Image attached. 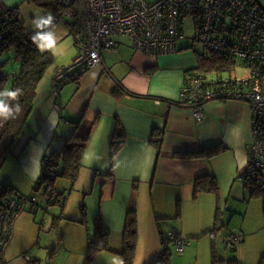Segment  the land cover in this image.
Listing matches in <instances>:
<instances>
[{"label":"crops","instance_id":"1","mask_svg":"<svg viewBox=\"0 0 264 264\" xmlns=\"http://www.w3.org/2000/svg\"><path fill=\"white\" fill-rule=\"evenodd\" d=\"M20 1L5 0V3L10 7L19 8L25 0ZM256 1L264 10V0ZM192 20L194 26L196 22L193 18ZM182 32L184 34V28ZM65 34L66 32L60 39ZM68 36L73 35L68 31ZM185 37L186 39L179 43L175 54L156 58L136 51L127 37H115L112 40L115 49L100 53L102 59L100 64L78 77H67L60 84V91L69 82L76 84L78 90L76 95L79 101L76 103V109L69 105L63 106L59 92L61 109L57 117L59 123L63 122L62 125L70 127L68 137L76 131L78 137L87 141L86 148L89 140L95 139L97 148L106 153L110 152V138L114 128L121 127L124 133L119 149L111 157L108 175L102 181V198L98 200V214L101 215L103 225L111 232L110 249L97 253L93 260L99 256L104 260V264H122L119 253L123 245L121 236L127 215L129 211H135L139 223L143 214L148 212L145 199L147 192L151 196L154 212L163 198L168 204L169 202L173 204L176 199V215L173 220L177 223L171 230L178 231L176 234L186 241L182 254L186 252V248L190 249L194 244L198 252L200 242L190 243L186 240L189 238L197 240L203 236V239H206L208 235L211 245L219 241V244L232 247V251H235L236 247L241 248L239 244L244 243V236L253 233L252 230H264V219L263 222L261 219L258 220V217L255 222L249 219L250 207L254 212L260 211L259 215L263 218L262 201L249 197L240 177L249 161L251 142L249 106L239 101L209 102L203 107V119L197 121L188 106L177 104L180 100L183 74L197 69L196 56L201 52L195 43V36L191 39L186 35ZM74 47L76 55L78 52L76 43ZM46 50L50 51V49L44 51ZM60 68L62 66L47 70L40 80L36 92L37 99L35 98L36 101L38 98L40 100L33 107L25 130L16 142L15 153H18L24 145L22 152H25L34 140L39 124L44 126L50 119L51 123L53 119L56 120L52 111L54 96L51 92L52 79ZM263 82L261 84L264 93ZM90 135L91 139H89ZM66 138L61 139V142ZM58 148L54 149L58 150ZM54 149L50 148L46 151ZM22 152L9 159L13 165L14 163L17 165L16 168L25 179L29 177L33 179L32 172L22 169L26 165L24 160L26 156L22 158ZM201 154L204 156H199ZM241 161H246L243 166ZM198 179H214L217 192H196ZM222 181L230 184V191L226 196H222L221 192L219 194V185ZM121 182L125 184L122 193L114 196L116 187ZM1 183L3 184L4 181ZM7 184L17 188L13 182ZM234 184H238L235 194ZM107 185L113 188L114 194L112 201L108 203L102 201L107 198L104 193ZM171 211L173 212V207ZM217 211L221 213L219 226L215 232L210 233L217 224L215 221ZM34 214L36 218L29 212L17 215L12 228V238L2 253L0 264H40L39 259L43 253L39 254L35 251L39 246L45 248V254L49 253V264H72L73 261H70L69 256L57 261L60 253L58 248L64 252L69 250L64 231H58V227L54 229V222L50 216ZM58 216L57 214L53 217L62 221L63 218ZM152 218L151 229L144 234H141L137 223L136 253L145 246L149 249L155 248L158 253L161 251V235L164 237L162 224L166 227L165 222L170 219L156 215ZM237 218L241 220L238 224H234ZM231 235L237 236V241L230 243L231 245L224 244ZM87 240L88 237L77 250L82 259L85 257ZM204 247L209 248L208 240L207 247L206 242ZM29 248L33 250L29 251ZM175 251L178 255H182L176 249ZM158 253L155 252L147 264H151Z\"/></svg>","mask_w":264,"mask_h":264},{"label":"built area","instance_id":"2","mask_svg":"<svg viewBox=\"0 0 264 264\" xmlns=\"http://www.w3.org/2000/svg\"><path fill=\"white\" fill-rule=\"evenodd\" d=\"M64 10L61 19L71 20L73 5L83 10L86 36L77 34L74 43L78 52L68 67L57 70L52 79L54 108L58 112L59 84L67 77L84 73L102 62L103 51L115 49V37H127L136 51L150 57L175 54L186 37L184 28L187 10H192L196 23L195 43L201 52L216 53L242 64L248 78L214 74L204 80L196 69L183 74L180 100L188 106L193 118L201 121L203 107L213 101L246 103L251 115L249 161L240 177L243 181H264V14L245 0H60ZM197 18V20H196ZM67 22V21H66ZM194 44V43H193ZM36 204V197L18 202L4 199L0 204V259L13 235L15 218L26 204ZM32 213H35L34 207ZM178 231L168 232L167 239L179 254L186 241ZM231 235L224 244L231 245ZM26 259H28L26 257Z\"/></svg>","mask_w":264,"mask_h":264},{"label":"trees","instance_id":"3","mask_svg":"<svg viewBox=\"0 0 264 264\" xmlns=\"http://www.w3.org/2000/svg\"><path fill=\"white\" fill-rule=\"evenodd\" d=\"M59 1L60 0H25V2L37 5L38 7L52 9L55 18L52 24L47 26L48 29L52 28L57 23L58 19L62 20L61 14L64 9L60 7ZM245 1L248 2L251 7H254L257 11L264 14V10L256 0ZM76 5H73L72 8V19H68L65 25L71 35L75 36L80 34L84 37L86 36L85 19L83 18L84 13L83 10ZM192 12V10H187L188 15L185 17V20L188 17H192ZM20 19L21 16L18 6L10 7L5 3V0H0V104H3L9 109L7 113L0 114V170L9 157L20 154L25 148L24 145L18 153L14 152L16 142L33 111L38 84L48 70V67L53 64L54 60L49 50L41 51L37 47V43H34L32 40V37L36 35L30 29H27L24 22ZM196 58V62L198 63L196 71L207 81L214 78L215 75L213 74L220 73L231 75V72L236 66L241 65V67H243L242 64L216 53L198 52ZM82 74L83 73L76 75V77ZM262 77L264 79V73ZM17 89H19L20 92L15 98L3 94L15 92ZM177 104L184 105L181 100H179ZM56 105L60 107V99ZM122 137H124L122 128L115 127L110 138L111 157L116 153V150L119 149L122 143ZM63 141L60 149L51 150L49 152L46 151L43 153L44 155L41 159V176L38 178L33 191H39L41 185H46L43 193L47 198V202L44 204L45 209L43 211L50 210V204L53 208L59 207L61 210L64 208L66 194L55 190V182L60 178L64 179V182L66 181L68 184V190L72 191L78 181L80 171L83 168L82 161L87 141L78 137L76 131H73V133ZM193 155L195 157L197 156L196 154ZM202 155L204 156V154L199 156ZM215 183L214 179H198L195 186L196 192L205 191L216 193L218 188ZM242 183H244L251 199H259L262 201L261 206L264 219V181H262V183H256L251 180L247 182L243 181ZM9 198H14L20 202L30 197H25L17 192L10 184L0 186V204L2 200ZM28 205H30V207H28L29 213L33 214L31 210L34 207L35 213L40 215V210L42 209L40 204L36 203L33 205L27 203L23 211L26 210ZM80 210L81 218L77 220L68 218V220L76 224L85 225L86 214H84V204L80 206ZM215 221L217 224H215L210 233L215 232L219 226L218 222L220 221V216L218 211ZM136 223L135 211H129L121 236L123 245L119 256L122 258V264H133L138 238ZM110 234V230L103 225L101 215L97 214L94 219L93 235L90 236V238L88 237L87 240L83 264L90 263L94 256L102 252V250L109 251ZM167 237V235H164V237L161 235V245L163 249L158 253L155 259H153L154 261L151 264H169L170 253L166 246L171 242ZM212 256V264H220L221 261H218L217 258L214 257V252ZM227 264H239V262L237 263L236 260H231L228 261ZM258 264H264V253Z\"/></svg>","mask_w":264,"mask_h":264},{"label":"rangeland","instance_id":"4","mask_svg":"<svg viewBox=\"0 0 264 264\" xmlns=\"http://www.w3.org/2000/svg\"><path fill=\"white\" fill-rule=\"evenodd\" d=\"M11 1V0H8ZM21 0L20 2H22ZM150 2L153 0H149ZM19 2V3H20ZM19 10L21 12V19L22 22H24V25L27 29H31L32 32L37 35L38 33L41 32H49L51 31L53 34V38L56 40L55 45L50 49L51 56H53V64L48 67V71L52 70L53 67L55 66H62V67H68L72 59L75 55L76 49L74 47V39L73 36H68V31L67 26L65 25V22L68 20H61L57 21L56 25L50 29L47 27L43 29H38L34 26L33 21L40 18V17H45L46 15H51L53 19L55 18L54 12L52 11L51 8H44V7H38L37 5L31 4V3H21L19 5ZM193 25V20L192 18L188 17L185 20V25H184V34L187 36V38L191 39L192 37L195 36V31H194V26ZM66 32V34L63 36L62 39H60L61 35ZM74 54V55H73ZM77 54V53H76ZM76 56V55H75ZM233 76H237V78H248L249 76V70L245 67H241V65L236 66V68L231 72ZM61 84V83H60ZM60 84H59V92H60V97L62 100L63 106L69 105L72 108L76 109L77 104L79 99L76 91L77 85L69 82L67 85L63 87V89L60 91ZM264 84V82H263ZM75 91V92H74ZM53 92V91H52ZM51 92V93H52ZM37 99V98H36ZM55 102V97H53ZM40 98L34 102V105L38 103ZM70 103V104H69ZM52 104V105H53ZM53 114L54 117L56 118L53 119L51 123V119L44 125L41 126V124L38 125L37 134L34 138V140L31 141L25 152L22 154V158L26 161V165L22 167L24 171H28L29 173L32 172V175H34L33 179L26 178L24 175H21V173L18 171V168H16V164L11 162L10 159H8L5 163V165L2 167L0 170V181H4L2 184L0 182V186L6 185L8 182H13V184L17 187L22 195L25 197H31L34 196L37 199V203L40 204L41 210H40V215H48L50 218L53 219L54 222V229L56 230L58 227V231H64L66 234V242L68 245V252H64L63 250L61 251L60 248V253L58 255L57 261H61L64 256L70 257V261L72 264H83V260L81 258V254L77 252L79 246L84 244L86 241L87 237L90 238V236L93 235L94 232V219L96 215L98 214L99 210V199L102 198V190H103V185L102 181L106 179V175H108V171L110 168V163H111V155L110 152H101L97 148V142L95 139H92L91 141V135L90 138L88 139V147L85 149L84 156H83V161L82 165L83 168L80 171V174L78 176V181L75 184L74 189L72 191L68 190V184L66 181L64 182V179H58L55 182V190L57 192H64L66 194V201L64 205V209L61 210L59 207H52L50 204L51 209L48 211H43L45 209V202H47V198L44 195V189L46 188V185H41L39 188V191L34 192L33 188L35 187L36 182L38 181V178L41 176V171H42V163L41 159L42 156L44 155V151L47 149H54L61 147L63 142H61V139H64L68 137V132L70 131V127H65L63 122L59 123L58 119V112L55 110L54 105H53ZM65 110H63V116H65ZM57 121V123H56ZM25 130V129H24ZM59 149V148H58ZM57 150V149H54ZM23 160V161H24ZM16 163L18 164L17 160ZM100 166V167H98ZM98 167V168H97ZM33 169V171H32ZM28 173V174H29ZM27 177V173H25ZM124 182H121L118 184L116 187V192L115 195L113 194V188L107 185V189L104 190L105 198L102 200L103 202H110L112 201L113 195L116 196L120 192L122 193ZM237 185L234 184L233 187V193L237 191ZM239 190V189H238ZM230 191V184H228L225 181L220 182L219 185V194L221 192L222 196H226ZM146 203L148 207V212L146 211L145 214H143V217L139 221V229L141 234L146 233L151 229V224L153 218L152 216L156 215V217H169L170 220L166 221V227L163 226L162 224V230H163V235H167L168 232L171 231L172 228L176 227V220L174 221L173 218L176 215V199L174 200L173 204L169 202V204L166 202V199L163 198L161 200V204H157V210L156 212L153 211V202L151 199L150 194L147 192L146 194ZM84 204L86 206L85 208V213L86 214V225H80L76 224L73 221L67 220L68 218L72 219H79L81 218V210L80 206ZM28 207L27 206L26 210L23 211L21 214H25L28 212ZM173 207V212L171 211ZM251 208V214H249V219L252 221H256L257 219L263 222L262 215L259 213L254 212ZM61 211V212H60ZM52 213H54L52 215ZM254 213V214H253ZM59 215L58 217H62L63 220L54 219L53 216ZM221 213H219L220 216ZM52 215V216H51ZM163 215H168V216H163ZM35 215H33L34 217ZM258 217V218H257ZM36 218V217H34ZM257 218V219H256ZM239 218L236 219V222L234 224L239 223ZM56 223V226H55ZM60 223V224H59ZM136 223V224H137ZM137 224V226H138ZM264 225V224H263ZM169 229V230H168ZM157 234H158V228L156 229ZM253 233L244 236V243L239 244L241 248H237L235 251H232V247H224V245L219 244V241H216V244L211 245L210 244V237L207 235L205 238L202 236V238H199L197 240L193 239H186L189 240L188 242H200L198 243V252H197V246L196 244L192 245V248H186V252L182 255H178L175 251V247H173V243L171 242L170 244H167V248L170 253V260L169 264H212V253H215V256L218 261H221L220 264H226L228 261L236 259L239 261L241 264H258V261L260 260V257L262 253L264 252V230L261 229L256 231L252 230ZM255 231V232H254ZM156 234V235H157ZM168 236V235H167ZM159 238V235H158ZM207 240L209 241V248L205 249V242H206V247H207ZM219 244V245H218ZM211 245V246H210ZM244 245V246H243ZM219 246V247H218ZM210 247H212L210 249ZM138 249V248H137ZM163 247H161V250ZM33 250V248H29V251ZM36 252L38 251L39 254L42 252V257H41V262L40 264H49V253L45 254V248L42 246H39L38 250H35ZM155 252L158 253V250H156L153 247L147 248V246L144 247V249L139 250L137 253H135V258H134V263L133 264H147L150 259H152V255L155 254ZM154 256V255H153ZM77 257V258H76ZM117 258H119L117 256ZM104 260L101 259V257L97 256L91 264H104Z\"/></svg>","mask_w":264,"mask_h":264},{"label":"clouds","instance_id":"5","mask_svg":"<svg viewBox=\"0 0 264 264\" xmlns=\"http://www.w3.org/2000/svg\"><path fill=\"white\" fill-rule=\"evenodd\" d=\"M52 22H53V17L51 15H48L46 18L40 17L34 20L33 24L36 28L43 29L51 25ZM32 40L34 43H37V47L41 51H44L45 49H51L56 43V40L53 38V34L51 31L38 33L36 36L32 37ZM19 92L20 90L17 89L15 92H7L3 94L15 98L19 94ZM8 111L9 109H7L3 104H0V114L7 113ZM245 162L246 161H241V166H243Z\"/></svg>","mask_w":264,"mask_h":264},{"label":"water","instance_id":"6","mask_svg":"<svg viewBox=\"0 0 264 264\" xmlns=\"http://www.w3.org/2000/svg\"><path fill=\"white\" fill-rule=\"evenodd\" d=\"M39 262H41V259H39Z\"/></svg>","mask_w":264,"mask_h":264}]
</instances>
